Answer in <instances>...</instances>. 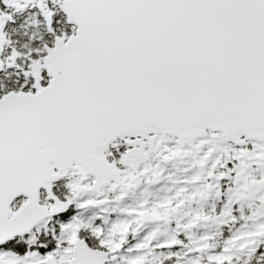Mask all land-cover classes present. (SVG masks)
<instances>
[{
    "label": "snow or ice",
    "instance_id": "snow-or-ice-1",
    "mask_svg": "<svg viewBox=\"0 0 264 264\" xmlns=\"http://www.w3.org/2000/svg\"><path fill=\"white\" fill-rule=\"evenodd\" d=\"M0 264H264V0H0Z\"/></svg>",
    "mask_w": 264,
    "mask_h": 264
}]
</instances>
